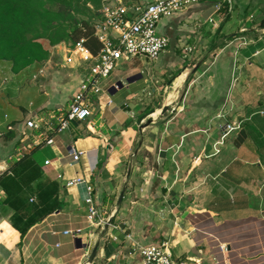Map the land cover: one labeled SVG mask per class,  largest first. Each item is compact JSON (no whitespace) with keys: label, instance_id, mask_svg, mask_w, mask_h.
Returning <instances> with one entry per match:
<instances>
[{"label":"crops","instance_id":"0c3cea01","mask_svg":"<svg viewBox=\"0 0 264 264\" xmlns=\"http://www.w3.org/2000/svg\"><path fill=\"white\" fill-rule=\"evenodd\" d=\"M214 2L162 18L161 56L119 61L112 103L91 98L90 116L59 132L80 54L60 43V67L18 72L0 60V264H140L139 248L162 241L189 264H264V0ZM224 124L238 128L221 137ZM75 177L92 186L93 220Z\"/></svg>","mask_w":264,"mask_h":264},{"label":"built area","instance_id":"2783aa9c","mask_svg":"<svg viewBox=\"0 0 264 264\" xmlns=\"http://www.w3.org/2000/svg\"><path fill=\"white\" fill-rule=\"evenodd\" d=\"M200 1L152 0L129 5L125 0H104L100 8V16L94 20V36L100 43L98 52L95 54L89 52L82 45V40L73 48H68L75 54H80V65L85 68L77 92L71 98L66 112L57 116V123L52 131L59 132L66 129L70 121H82L90 116L93 97L104 98V102L110 105L112 103L108 92L110 85L106 84V79L118 62L134 57L150 62L156 61L169 44L168 38L158 30L160 20L171 17L186 6ZM233 2L234 0H215L213 11L217 12L223 7L231 9ZM182 49L185 56H188L192 50L188 45H184ZM112 86L117 88L116 83ZM25 125L30 129L39 130L44 123L33 117L27 120ZM237 128L236 124L220 125L223 132L221 137ZM51 142V138L45 140L47 144ZM68 155L77 162L80 160L81 152L70 147ZM80 183L85 185L86 193L83 200L87 205V217L93 220L97 210L89 181L81 177L66 181L67 186ZM139 254L140 264H189L187 260L172 257L167 241L140 247Z\"/></svg>","mask_w":264,"mask_h":264},{"label":"trees","instance_id":"16d2710c","mask_svg":"<svg viewBox=\"0 0 264 264\" xmlns=\"http://www.w3.org/2000/svg\"><path fill=\"white\" fill-rule=\"evenodd\" d=\"M93 1L98 6H102L104 2ZM86 2V0H0V60L10 62L12 71L18 72L33 62L47 59L48 55L42 47V41H37L46 37L45 33L39 32L40 28L50 31L52 39L50 45L63 43L67 48H73L82 40V45L89 52L93 54L98 52L100 43L94 36L92 20L98 18L100 9L94 11L92 16L91 14L88 16L90 10ZM35 49L40 53H34ZM189 80L186 79V83ZM36 220L38 219L21 228L20 237Z\"/></svg>","mask_w":264,"mask_h":264},{"label":"rangeland","instance_id":"374dc122","mask_svg":"<svg viewBox=\"0 0 264 264\" xmlns=\"http://www.w3.org/2000/svg\"><path fill=\"white\" fill-rule=\"evenodd\" d=\"M87 2V6L89 7V10H90V12L87 14L88 16L91 14V16H92V14H93V12L95 11V12H97V11H99V9L101 8V5H97V3H95V1H93V0H86ZM104 1V0H103ZM102 2V1H101ZM240 15V14H239ZM100 16V15H99ZM98 16V17H99ZM87 17V16H86ZM95 19L93 18V20L92 21H94ZM158 27H159V23H158ZM40 33H45L46 34V37H43V38H40V39H38L37 41H42V47H43V49H44V51H45V53H46V55H48V57H47V59H45V60H42V61H39V62H33V63H31V64H29V65H31L30 66V68L32 67V65H36V66H38L37 64H39V66H42V65H46L48 62V60L50 61L49 62V65L50 66H52V67H60L61 65H60V62H59V60H58V56L54 53V46L53 45H50L51 43H50V41L52 40L51 39V37H50V31H44V28H40V31H39ZM36 41V42H37ZM56 46V45H55ZM37 53V54H39L40 52L39 51H37V49H35V51H34V53ZM28 65V66H29ZM48 65V64H47ZM48 65V66H49ZM31 80H34V78H33V74L31 75ZM258 86H257V83L254 85V86H252V91H253V93H255V89L257 88ZM251 227H253V228H256V229H261L262 227L261 226H259V224H252V225H250ZM235 228H237V227H234V229Z\"/></svg>","mask_w":264,"mask_h":264},{"label":"water","instance_id":"95a60500","mask_svg":"<svg viewBox=\"0 0 264 264\" xmlns=\"http://www.w3.org/2000/svg\"><path fill=\"white\" fill-rule=\"evenodd\" d=\"M116 86H117V88L120 87L121 83H117ZM114 90H115V87L112 86V87H110L109 92L112 93ZM164 110H165V108L163 109V111ZM150 122H151V120H148L147 124H149ZM121 197H122V195H121ZM121 197H120V199H121ZM85 246H86L85 243H81V238H75V247L76 248H84ZM97 246H98V243H96L94 245V247H93V249L91 251L90 260L93 259L94 255H95V252H96V249H97Z\"/></svg>","mask_w":264,"mask_h":264},{"label":"bare ground","instance_id":"6f19581e","mask_svg":"<svg viewBox=\"0 0 264 264\" xmlns=\"http://www.w3.org/2000/svg\"><path fill=\"white\" fill-rule=\"evenodd\" d=\"M159 115V114H158Z\"/></svg>","mask_w":264,"mask_h":264}]
</instances>
